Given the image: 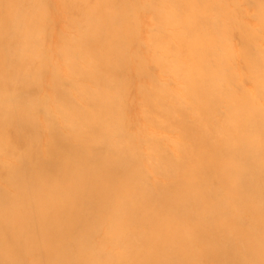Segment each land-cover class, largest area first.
Segmentation results:
<instances>
[{
  "label": "bare ground",
  "instance_id": "obj_1",
  "mask_svg": "<svg viewBox=\"0 0 264 264\" xmlns=\"http://www.w3.org/2000/svg\"><path fill=\"white\" fill-rule=\"evenodd\" d=\"M0 264H264V0H0Z\"/></svg>",
  "mask_w": 264,
  "mask_h": 264
}]
</instances>
